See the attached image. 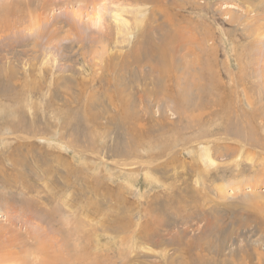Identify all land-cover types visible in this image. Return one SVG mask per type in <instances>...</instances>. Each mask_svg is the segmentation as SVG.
I'll return each mask as SVG.
<instances>
[{"label":"rangeland","instance_id":"rangeland-1","mask_svg":"<svg viewBox=\"0 0 264 264\" xmlns=\"http://www.w3.org/2000/svg\"><path fill=\"white\" fill-rule=\"evenodd\" d=\"M102 1L0 0V264H264V0Z\"/></svg>","mask_w":264,"mask_h":264},{"label":"bare ground","instance_id":"bare-ground-1","mask_svg":"<svg viewBox=\"0 0 264 264\" xmlns=\"http://www.w3.org/2000/svg\"><path fill=\"white\" fill-rule=\"evenodd\" d=\"M104 1V0H103ZM102 1V2H103ZM110 3H111V1H109ZM113 4H114V2H112ZM228 8H230V9H232L233 7H228ZM126 13V11L124 10V9H120V10H114L113 9V11H111V18L115 21V22H117L118 24H117V26H116V32L118 33V34H121V33H123V31H124V26H126L127 25V21H125V19H122V15L123 14H125ZM97 15V18L99 19V18H101V16H100V14L99 13H97L96 14ZM96 15L95 14H93L92 16V18H91V22L93 21V19H94V17H96ZM229 20V19H228ZM123 23V24H122ZM174 32H176V31H174ZM180 35V34H179ZM181 36V35H180ZM190 36H195V35H190ZM179 38V37H178ZM177 38V39H178ZM185 38V37H184ZM196 39V38H195ZM195 39H194V41H195ZM199 40V39H198ZM197 40V41H198ZM175 42H177V40L175 41ZM175 42H171V41H169V43H175ZM188 48H186V50H187ZM191 52V51H190ZM162 59L164 58V56H162L161 57ZM162 64V63H161ZM203 155V154H202ZM200 157H201V154H200ZM199 157V158H200ZM202 158V157H201ZM1 214V213H0Z\"/></svg>","mask_w":264,"mask_h":264}]
</instances>
